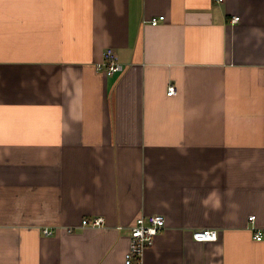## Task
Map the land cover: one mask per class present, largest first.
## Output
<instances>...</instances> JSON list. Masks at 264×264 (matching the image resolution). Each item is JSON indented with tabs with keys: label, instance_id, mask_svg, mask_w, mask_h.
Returning <instances> with one entry per match:
<instances>
[{
	"label": "crops",
	"instance_id": "1",
	"mask_svg": "<svg viewBox=\"0 0 264 264\" xmlns=\"http://www.w3.org/2000/svg\"><path fill=\"white\" fill-rule=\"evenodd\" d=\"M150 213L144 264H264V0H0V264H126Z\"/></svg>",
	"mask_w": 264,
	"mask_h": 264
},
{
	"label": "built area",
	"instance_id": "2",
	"mask_svg": "<svg viewBox=\"0 0 264 264\" xmlns=\"http://www.w3.org/2000/svg\"><path fill=\"white\" fill-rule=\"evenodd\" d=\"M222 1V0H221ZM165 18L164 14L153 16L149 22L157 24ZM233 21H238L239 16H233ZM98 68L111 75L115 72L123 70L124 66L121 63L116 50L113 47H107L104 52V58L98 63ZM177 92V86L170 83L167 89V94L172 95ZM250 220L255 218L252 214L249 216ZM166 219L162 213L141 214L130 226V246L125 253L126 264H144L143 256L145 250L154 242L155 236L165 227ZM84 226H104V215L86 216L82 220ZM122 227V226H119ZM72 230V227L69 228ZM45 234H52L54 230L49 227L42 228ZM218 229L210 227H202L194 229L192 232L193 238L196 240H215L218 237ZM256 239L260 240L263 237V231L257 230L255 232Z\"/></svg>",
	"mask_w": 264,
	"mask_h": 264
}]
</instances>
